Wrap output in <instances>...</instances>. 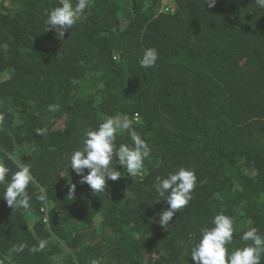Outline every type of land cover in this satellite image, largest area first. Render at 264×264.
<instances>
[{
  "label": "trees",
  "instance_id": "16d2710c",
  "mask_svg": "<svg viewBox=\"0 0 264 264\" xmlns=\"http://www.w3.org/2000/svg\"><path fill=\"white\" fill-rule=\"evenodd\" d=\"M59 3L0 0V161L14 172L12 155L33 176L29 209L0 198V264H197L191 247L218 213L234 220L229 252L250 243L243 231L264 236V8L89 0L59 37L44 23ZM151 47L159 58L143 68ZM53 103L60 110L50 113ZM114 115L133 119L151 153L135 178L114 157L122 176L95 193L68 157ZM44 126L46 135L35 133ZM115 143L132 141L124 132ZM180 167L194 171L196 186L166 229L169 205L155 201L154 183ZM40 241L45 249L31 252Z\"/></svg>",
  "mask_w": 264,
  "mask_h": 264
},
{
  "label": "clouds",
  "instance_id": "9594fccd",
  "mask_svg": "<svg viewBox=\"0 0 264 264\" xmlns=\"http://www.w3.org/2000/svg\"><path fill=\"white\" fill-rule=\"evenodd\" d=\"M212 7L216 0H205ZM258 7L264 8V0H255ZM89 0H60L59 6L52 8L46 13L44 21L47 31L55 29L59 37H63L68 29H71L88 8ZM7 48V44L2 45ZM159 53L156 48H145L139 61L143 68H152L156 65ZM60 110L59 104H49L47 111L55 113ZM47 126L37 128L35 133L46 135ZM127 132L131 137V144L121 143L116 146L117 135ZM151 148L137 131L133 128V119L127 115L106 116L95 129L88 130L82 141V147L71 152L68 164L81 176V183H87L95 192H104L107 180H118L122 172L117 169V162L126 169V174L135 178L143 175L144 161L150 156ZM115 157L116 164L112 165ZM8 159L16 163L17 170L11 169L0 161V185L4 186L0 198L6 200L7 205L14 209H29L31 197L26 190L33 183L30 166L26 163L17 162L16 157L9 155ZM89 170L84 175V170ZM11 172L10 178L9 173ZM196 175L193 170L180 167L175 172L166 176H157L154 188L158 194L155 200L159 202L166 198L169 207L160 213V224L164 228L169 227L176 212L186 207L192 199V191L196 186ZM68 198L74 197L76 185L69 179ZM44 200V196L38 197ZM212 226L203 228L198 241L191 247V258L197 264H261L264 255V236L258 234V230L252 227L243 231L240 239L246 243L245 246L236 248L229 252L226 245L233 240L234 220L232 217L218 213L212 219ZM47 241H40L38 246H32L33 253L42 252ZM26 247L21 243L16 251L22 252Z\"/></svg>",
  "mask_w": 264,
  "mask_h": 264
}]
</instances>
